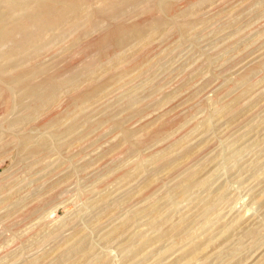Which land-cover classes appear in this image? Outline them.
Segmentation results:
<instances>
[{
  "label": "rangeland",
  "instance_id": "374dc122",
  "mask_svg": "<svg viewBox=\"0 0 264 264\" xmlns=\"http://www.w3.org/2000/svg\"><path fill=\"white\" fill-rule=\"evenodd\" d=\"M43 1L0 58V264H264V0Z\"/></svg>",
  "mask_w": 264,
  "mask_h": 264
},
{
  "label": "bare ground",
  "instance_id": "6f19581e",
  "mask_svg": "<svg viewBox=\"0 0 264 264\" xmlns=\"http://www.w3.org/2000/svg\"><path fill=\"white\" fill-rule=\"evenodd\" d=\"M23 0H16L13 4V0H7L9 4L20 9L21 3ZM25 1V0H24ZM34 1V0H32ZM37 1V0H36ZM70 6H76L78 0H68ZM18 2V3H17ZM29 2V1H28ZM25 3V2H24ZM23 4V3H22ZM27 4H25L26 6ZM23 6V5H22ZM19 7V8H18ZM23 8V7H21ZM29 8V7H28ZM34 10V8H31ZM25 10V8H24ZM21 11V10H20ZM27 11V8H26ZM23 12V11H22ZM28 12V11H27ZM30 12V11H29ZM20 13V12H19ZM23 13H21L22 16ZM29 14V13H28ZM27 14V16H28ZM31 15V13H30ZM19 16L16 20L11 22L9 25L3 22L5 18H0V58L4 56V51L10 49V45L15 44L17 50L27 43L33 41L36 34H38L40 29H47L52 27L55 24H59L61 21H66V15L64 17L61 15L60 11L54 6L40 0L38 6L35 9V12L32 13L31 18L25 19ZM26 17V16H25ZM243 18V17H242ZM71 19V18H70ZM69 20V19H68ZM69 22V21H68ZM5 25H7L5 28ZM56 26V25H55ZM63 26V25H62ZM4 27L5 29H2ZM60 28V27H59ZM32 30H35L32 31ZM39 30L38 33H36ZM48 32V31H47ZM62 32V31H61ZM153 32V31H152ZM130 33V32H129ZM149 34V33H148ZM40 35V33H39ZM147 36V35H146ZM145 36V37H146ZM39 37V36H38ZM38 37L36 38L38 40ZM45 37V36H44ZM149 38V37H148ZM145 41V38H138L136 44H142ZM36 42V41H35ZM38 43V42H36ZM135 44V43H134ZM9 47V48H8ZM28 48V47H27ZM26 48V49H27ZM24 49V48H23ZM19 53V52H18ZM6 55V54H5ZM123 55V54H122ZM28 56V55H27ZM119 56V55H118ZM6 57V56H4ZM4 60V59H3ZM217 60V59H216ZM2 59H0V62ZM24 61V60H23ZM112 63V62H111ZM1 67V66H0ZM134 73V72H133ZM155 77V76H154ZM121 81V80H119ZM118 81V82H119ZM156 84V83H155ZM128 89V88H127ZM56 92V91H55ZM132 92V91H131ZM49 98H55L56 94L52 93ZM55 96V97H54ZM50 100V99H49ZM108 101V100H107ZM105 105V104H104ZM163 154V153H162ZM160 155V154H159ZM58 165V164H57ZM148 167V166H147ZM194 172V171H193ZM141 202V201H140ZM139 213V212H138ZM95 255V254H94ZM79 261V260H78Z\"/></svg>",
  "mask_w": 264,
  "mask_h": 264
}]
</instances>
